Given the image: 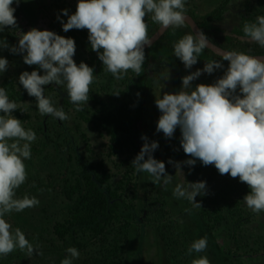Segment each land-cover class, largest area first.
I'll use <instances>...</instances> for the list:
<instances>
[{
    "label": "clouds",
    "instance_id": "1",
    "mask_svg": "<svg viewBox=\"0 0 264 264\" xmlns=\"http://www.w3.org/2000/svg\"><path fill=\"white\" fill-rule=\"evenodd\" d=\"M20 2L0 0V32L17 27L16 9L12 5ZM62 11L68 17L66 22L61 21L63 31L87 29L91 50L97 52L104 70L117 80L124 79L129 70L136 76L144 70V48L152 42L146 16L160 26V32L184 27L188 17L186 0H78L74 14L69 15L67 9ZM242 31L250 42L264 48V15H257L254 22L246 21ZM18 38V45L12 46L0 39V49L26 53L24 63L44 71L43 75L36 70L24 71L19 76L27 94L35 97L39 114L60 121L70 119L63 107H56L51 97L45 95L43 86L49 84L63 87L75 110L82 111L90 99V85L97 83L98 77L92 67L74 61V39L37 28L19 32ZM207 47L208 39L203 32L190 33L173 44V53L190 69ZM217 54L229 63L224 75L213 84H197L190 90L192 81L202 73L211 74L224 67L220 61L210 59L203 69L182 78L180 91L165 92L162 98L156 95L155 104L161 113L156 131L171 138L179 128L180 145L191 157L183 162L168 161L174 164L176 175L183 178L175 184L172 196L191 204V208L184 209L189 215L194 209L202 208L195 198L207 195L206 182H187L181 169L182 163L194 166L199 160L204 166L214 165L221 175L230 174L246 183L250 191L243 201L258 216L264 212V57L237 50H221ZM8 65V60L0 57V73L7 71ZM168 78L165 68L156 83ZM112 94L118 96L120 91ZM17 109L26 111L0 87V257L18 249L31 258L34 252L43 255L38 251L40 246L33 245L20 228L13 229L5 219L13 212L20 213L40 204L35 196L17 197V189L28 178L24 161L31 159V145L37 139L32 129H25L23 122L12 115ZM141 139L145 143L133 159L132 167L136 174L147 173L153 184L162 185L167 191L174 176L167 173L164 162L152 155L159 147L158 142H148L146 136ZM207 247V236L201 237L191 243L187 254L204 253ZM66 253L60 264H73L79 259L76 247H68ZM191 264H211V261L200 255Z\"/></svg>",
    "mask_w": 264,
    "mask_h": 264
},
{
    "label": "rangeland",
    "instance_id": "2",
    "mask_svg": "<svg viewBox=\"0 0 264 264\" xmlns=\"http://www.w3.org/2000/svg\"><path fill=\"white\" fill-rule=\"evenodd\" d=\"M219 2L220 0H191L190 4L198 14H203L215 8ZM247 2L248 0H232L225 20L218 25L225 30L237 26L245 14ZM77 3L78 0H21L18 5L13 3L12 7L16 9L14 15L17 20V27L15 29L5 28L3 32H0V39L6 40L10 46L18 45L19 32H27L31 28L49 30L67 37L57 26H54L50 16L55 17L59 23L61 21L66 22L68 17L63 14L62 10L67 9L69 15L74 14ZM75 45L74 61L77 65L80 62L87 64L88 48L83 44V41H75ZM25 54L12 53L6 48L0 49V57L6 58L9 62L7 71L0 73V78L2 80L15 79L18 89L26 95V100L18 104L26 109L21 114L28 117H18L16 111H13L12 115L23 122L25 129H32L37 137L31 145V159L24 161L28 178L26 183L17 189V197H22L24 194L35 196L39 199L40 204L20 213L13 212L5 219L12 225L13 229L20 228L33 245H39L38 251H41L43 255L34 252L33 256L29 258L24 252L17 249L7 257H0V264H60L65 256L62 243L53 234L52 227L57 220L63 219L68 207V201L62 189V175L66 174V168L68 170L73 166L79 168L82 163L88 160L90 162L104 161L107 171L112 176V183L115 185L122 181L128 172H131L133 178L126 183V189H128V193L131 192L129 196L131 200H134L139 211L145 212L146 207L154 205L159 197L168 205L167 211L170 212L171 216L167 215L166 219L162 218L163 223L159 226L161 227L160 234L153 230L154 226L149 224L148 220L146 222L139 220V223L134 226L132 238L127 247L125 264H189L190 258L187 259L188 255L186 256L188 247L194 240L204 236L208 238L206 252L198 255L195 253L192 257L199 258L200 255H206L211 264H218L221 259L217 253L219 248L221 252H231L236 249V243L227 239V230L222 228V231H216L212 237L208 236L194 215H189L184 209L182 210L183 205L186 208H191V204L187 200H177L172 196L175 184L182 182L183 178L176 175L177 170L174 164L168 163V161L171 159L174 162H183L191 157L184 153L180 145L181 131L179 128L176 129L171 138H166L162 132L156 131L157 122L161 115L155 104L156 95H160L162 98L165 92L175 93L171 87L168 69L169 78L156 83V88L149 98L147 123L150 128L145 130L143 134L148 138V142H158L159 147L152 155H159L160 158L155 159L164 162L167 173L174 176L173 183L165 191L162 185L153 184L147 173L136 174L135 170L132 169V160L128 164L126 155L115 153L107 133L98 130L94 123L97 121L95 116L98 109L94 98L98 99V88L101 86L98 82L90 85V99L82 111L75 110L63 87L55 84L43 86L45 95L51 97L56 107H63L70 119L60 121L52 116H41L36 108L35 97L27 94V91L19 83V76L24 71L36 70L41 75L44 74V71L36 65L25 64L23 61ZM204 65L195 68L189 75L197 69H203ZM226 70L227 68L223 67L214 70L211 74L202 73L192 81L190 90H194L197 84H213L224 75ZM103 77L101 82L105 87L103 94L105 101H108L109 96L114 99L115 103L119 104L133 100V93L130 89V70L122 80L115 79L111 73L105 70ZM158 77L159 75L156 77V81ZM116 90L120 91L118 96L112 94ZM181 169L187 182H206L207 195H198L195 198L201 204L205 198L215 197L219 188L228 180L239 179L238 177L232 178L230 174L221 175L214 165L204 166L199 160L194 166L182 163ZM134 195H136V199H132ZM242 208L245 210L243 215L246 216L249 213L250 218L243 227L244 229L242 228L243 234H240L239 240L242 242L250 241L249 247L255 250L245 247L240 251L237 259L242 260L243 264H264V249L262 246L258 247L254 244L256 236L264 235V212L257 216L248 210L244 202H242ZM141 214L139 212V215ZM177 220L181 227L177 225L178 231L172 230V221ZM86 239L87 237L81 236L79 238L80 244H85ZM98 248H100L98 243L88 244L86 248L78 247L80 256L79 259L73 261V264H82L87 253H94ZM173 256L177 261L173 260ZM234 264L238 263L234 262Z\"/></svg>",
    "mask_w": 264,
    "mask_h": 264
},
{
    "label": "trees",
    "instance_id": "3",
    "mask_svg": "<svg viewBox=\"0 0 264 264\" xmlns=\"http://www.w3.org/2000/svg\"><path fill=\"white\" fill-rule=\"evenodd\" d=\"M190 1L186 0L187 14L195 19L205 36L213 43L228 51L237 50L254 56H264V48L250 42L242 31L246 21L254 22L257 15H264V0H248L240 23L230 30H225L218 23L225 20L232 0H220L215 8L203 14H198L191 7ZM50 18L54 26L64 32L62 24L55 17L50 16ZM145 20L151 38L160 26L153 23L150 17L146 16ZM64 33L75 41H83L88 48L87 64L94 69V75L98 77V83L101 85L98 88V99L94 98L98 105L95 116L97 121L94 123L99 131L107 133L114 152L127 156L128 164L140 152L144 144L141 137L144 131L150 128L147 123L148 101L156 88V77L167 68L170 72L171 87L174 92H178L183 86L182 78L205 64L207 60H218L224 68H227L229 63L221 60L220 56L212 50L205 48L197 64L186 69L183 62L174 55L173 44L185 34H195L188 24L176 29L169 28L158 42L145 51L143 72L136 76L130 70V89L133 100L119 104L115 103L111 96L108 101H105V95H103L105 87L101 82V79H104V66L97 52L91 50L88 30L72 29ZM0 87H4L9 99L17 104L26 100V95L18 89L15 79L0 78ZM15 111L18 117H28L21 114L20 110ZM153 157L160 158L159 155H153ZM132 178L131 172H128L122 181L116 185L113 184L112 176L107 171L104 161L90 162L88 160L79 168L74 166L69 170L66 168V174L62 175V189L68 201V207L63 219L57 220L52 227L53 234L62 243L64 256L67 255L68 247L86 248L88 244L98 243L100 248L94 253H87L82 264H125L127 247L131 241L134 226L139 223V220H145V222L148 220L149 224L154 226L153 230L161 233L159 226L163 223L162 218L171 216L167 211V203L159 197L154 205L146 207L145 212L139 211L134 200H131L129 196L131 192L128 193L126 189V183ZM249 191L248 185L240 182L239 179L228 180L219 188L215 197L205 198L201 204L202 208L193 210L194 218L203 226L208 236L212 237L216 231L224 228L227 230V239L236 243V249L231 252H221V249H218L217 253L221 257L220 260L218 259V264H234V262L243 264L242 260L237 259L240 251L245 247L255 250L249 247L250 241L239 240L240 234H243L242 228L250 218L249 213L246 216L243 215L245 210L242 208L243 197ZM132 199H136V195ZM183 206L182 210L186 208L185 205ZM139 212L142 214L139 215ZM172 224L174 226L172 230L178 231L177 225L181 227L178 220L172 221ZM81 236L87 237L85 244H80ZM254 239V244L264 249V235L256 236ZM194 254H186L187 259L190 258L189 264L194 259L192 257ZM173 257V260L177 261L175 256Z\"/></svg>",
    "mask_w": 264,
    "mask_h": 264
},
{
    "label": "water",
    "instance_id": "4",
    "mask_svg": "<svg viewBox=\"0 0 264 264\" xmlns=\"http://www.w3.org/2000/svg\"><path fill=\"white\" fill-rule=\"evenodd\" d=\"M187 21H186V23L192 28V30H193V32H194V34L196 35L197 33H199V32H203L201 29H200V27H199V25H198V23L195 21V19L191 16V15H189V14H187ZM168 30H166V31H164V32H160V28H159V30L154 34V36H152L151 37V45L150 46H145V48H144V51H146L147 49H149L151 46H153L156 42H158L160 39H161V37L167 32ZM208 39V44H209V47H207L208 49H210V50H212L215 54H217V53H220L221 52V50H224V51H228V50H225V49H223V48H221L220 46H218V45H216L215 43H213L209 38H207ZM218 55V54H217ZM257 57H264V56H257Z\"/></svg>",
    "mask_w": 264,
    "mask_h": 264
}]
</instances>
